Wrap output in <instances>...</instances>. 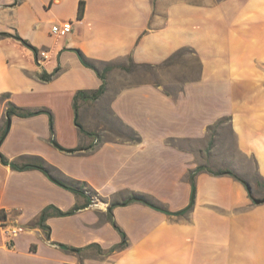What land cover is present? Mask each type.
<instances>
[{"label": "crops", "instance_id": "crops-1", "mask_svg": "<svg viewBox=\"0 0 264 264\" xmlns=\"http://www.w3.org/2000/svg\"><path fill=\"white\" fill-rule=\"evenodd\" d=\"M63 22L71 31L52 34ZM183 48L199 65L195 79L126 83L124 67H160ZM77 51L100 73L114 65L100 97L77 103L82 134L74 95L103 81ZM9 104L48 111L56 143L81 149L51 143L47 113L10 117L0 264H264V0H0V135ZM223 121L235 162L211 145ZM114 123L130 136L113 137ZM40 160L83 193L10 166ZM135 198L159 209L123 204ZM49 206L80 209L42 221ZM2 222L22 228L10 243Z\"/></svg>", "mask_w": 264, "mask_h": 264}, {"label": "rangeland", "instance_id": "rangeland-1", "mask_svg": "<svg viewBox=\"0 0 264 264\" xmlns=\"http://www.w3.org/2000/svg\"><path fill=\"white\" fill-rule=\"evenodd\" d=\"M99 69L103 70V66H100ZM129 69L125 71L129 77L126 79V83L128 84L154 80L157 82H171L174 83V86H177L184 81L195 79L199 72V65L195 56L190 51H187L180 56H176L169 62L162 64L160 67H137L129 65ZM113 127V137L119 136L120 138H126L130 136L125 128H122L119 124L114 123ZM210 133L212 137L211 145L218 147L221 152V158L230 159L232 162H235L236 159L238 160L235 152L234 138L225 121L218 123L211 129ZM246 166L247 171L252 173L253 170L250 161H246ZM240 171H238L239 174H241ZM244 176L247 178L246 175Z\"/></svg>", "mask_w": 264, "mask_h": 264}, {"label": "trees", "instance_id": "trees-1", "mask_svg": "<svg viewBox=\"0 0 264 264\" xmlns=\"http://www.w3.org/2000/svg\"><path fill=\"white\" fill-rule=\"evenodd\" d=\"M82 12H83V3L81 2L80 6H79V17H81L82 15ZM189 50L187 49H180L178 51H176L173 55H171L164 63H167L169 62L170 60H172L173 58H175L176 56H180L181 54L187 52ZM79 56L81 57V60H83V63L89 67H91L92 69H94L95 71L98 72L96 66L93 64V63H90L88 61H86L85 59H83L81 53L79 51H77ZM191 52V51H190ZM163 63V64H164ZM131 66H135L133 65L132 63L130 64ZM114 67V65H105L103 67V70L102 72H98L99 73V76L101 78V80L103 81V84L101 85V87L97 90H92V91H78L75 95H74V98H73V107H74V111H75V124L79 130V133H87L83 127L80 125V123L78 122V111H77V103L79 100L83 99V100H96L100 97V95L104 92L105 90V73L107 71H109L110 69H112ZM125 70H130L129 67H124ZM51 76H43L42 79L44 81H48L50 80ZM38 113H47L50 117V126H51V143L57 147L58 149L62 150V151H65V152H70V153H73V152H76L78 150H80L81 148H77V149H71V150H67V149H64L62 147H60L56 141L54 140L53 138V120H52V116L51 114L46 111V110H40V111H37V112H28V111H23L21 108H18L12 104H9L7 109H6V128L2 131L1 135H0V142L2 141V139L4 138V136L6 135V132H7V129H8V121L10 120V117L12 115H18V116H23V117H27V116H32V115H35V114H38ZM132 140H134L133 137H131ZM0 159H1V162H3L4 164H9L8 161L0 154ZM10 166L13 168V169H16V170H26V169H30V168H38L40 170H42L43 172H45L49 178L51 180H53L55 183L59 184L60 186L72 191L73 193H76V194H82L83 193V190H82V185L81 187L77 186L79 185V182L77 181H74V180H62V179H59L55 176L52 175V172L55 171V169L53 167H44L43 165V161H39L38 164H22V165H17V164H14V163H11ZM205 169V168H204ZM203 170V167H198L196 172L198 171H201ZM213 174H216V175H221V174H231L232 176H234L235 178L239 179L236 175H234L233 173L229 172V171H224V170H219V171H216V172H212ZM240 180V179H239ZM242 180V179H241ZM134 200H137V201H141V202H144V203H147L149 205H151L152 207L154 208H157L159 209L158 207L148 203L147 201H145L143 198H135V199H131V200H128L126 202H124L123 204H127L131 201H134ZM193 201V194L191 196V203ZM190 208L187 207L185 210L179 212V213H182V212H185L186 210H188ZM80 207H74L72 210H70L69 212H61L57 209H55L54 207L52 206H49L47 208H45V210H43L42 214H41V220H45L47 216H49L51 213H49V210H53L54 214L57 215V216H65V215H69V214H72L74 213L75 211L79 210ZM124 236V235H123ZM125 246V240L123 239V241L121 242V244H119L117 247L115 248H123Z\"/></svg>", "mask_w": 264, "mask_h": 264}, {"label": "built area", "instance_id": "built-area-1", "mask_svg": "<svg viewBox=\"0 0 264 264\" xmlns=\"http://www.w3.org/2000/svg\"><path fill=\"white\" fill-rule=\"evenodd\" d=\"M72 29V23L71 22H63L59 24H53L51 26V33L54 35H59L63 36L69 33ZM48 59V52L47 51H42L38 55L37 62L39 64L43 63ZM1 230L3 231L7 242H11L14 237H16L21 231L22 228L19 227L18 225L10 224V223H1Z\"/></svg>", "mask_w": 264, "mask_h": 264}, {"label": "water", "instance_id": "water-1", "mask_svg": "<svg viewBox=\"0 0 264 264\" xmlns=\"http://www.w3.org/2000/svg\"><path fill=\"white\" fill-rule=\"evenodd\" d=\"M8 124H9V121H8ZM255 202H256V203H260L261 201H260V200H256Z\"/></svg>", "mask_w": 264, "mask_h": 264}]
</instances>
